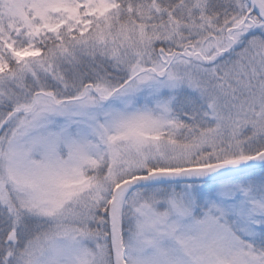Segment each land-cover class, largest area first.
Returning <instances> with one entry per match:
<instances>
[{"label":"snow or ice","instance_id":"obj_1","mask_svg":"<svg viewBox=\"0 0 264 264\" xmlns=\"http://www.w3.org/2000/svg\"><path fill=\"white\" fill-rule=\"evenodd\" d=\"M0 264H264V0H0Z\"/></svg>","mask_w":264,"mask_h":264}]
</instances>
